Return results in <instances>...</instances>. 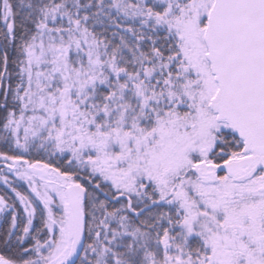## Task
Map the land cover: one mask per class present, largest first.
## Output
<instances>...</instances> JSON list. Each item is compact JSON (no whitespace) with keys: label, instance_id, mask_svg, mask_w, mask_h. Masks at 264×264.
Here are the masks:
<instances>
[{"label":"snow or ice","instance_id":"1","mask_svg":"<svg viewBox=\"0 0 264 264\" xmlns=\"http://www.w3.org/2000/svg\"><path fill=\"white\" fill-rule=\"evenodd\" d=\"M0 264H264V0H0Z\"/></svg>","mask_w":264,"mask_h":264}]
</instances>
